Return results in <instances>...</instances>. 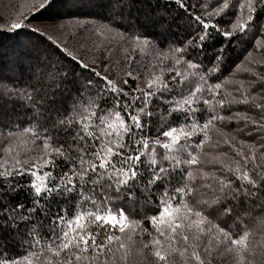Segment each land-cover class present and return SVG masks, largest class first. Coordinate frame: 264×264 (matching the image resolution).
Returning <instances> with one entry per match:
<instances>
[{"label":"snow or ice","instance_id":"snow-or-ice-1","mask_svg":"<svg viewBox=\"0 0 264 264\" xmlns=\"http://www.w3.org/2000/svg\"><path fill=\"white\" fill-rule=\"evenodd\" d=\"M54 2L8 24L0 264H264V0H107L79 50L30 24Z\"/></svg>","mask_w":264,"mask_h":264},{"label":"trees","instance_id":"trees-1","mask_svg":"<svg viewBox=\"0 0 264 264\" xmlns=\"http://www.w3.org/2000/svg\"><path fill=\"white\" fill-rule=\"evenodd\" d=\"M31 2L32 0H0V21H2L0 25H4L0 28V63L10 64L13 61L25 59L26 54L31 50L32 44L35 43V37L31 36L27 30H11L8 27L9 21L14 19L21 11V6L26 7ZM106 5L107 0H55L52 7L33 14L29 20L32 26L43 28L56 26L55 28L46 29L50 34L65 41L70 49L79 50L81 46L88 49L102 42L101 38L94 34L93 26L103 23L104 16L112 15ZM116 19L118 20L119 16H116ZM58 25H64L65 27L58 28ZM103 44L114 50L113 62L122 59L117 41L108 42L105 40ZM134 55L137 57L135 63L141 66L139 70L142 72V65L147 64L151 57H146L139 52L134 53ZM245 55L243 49L237 47L232 51L231 58L239 63ZM115 67L118 69L119 65H115ZM231 68L233 71L236 70L234 64L231 65ZM0 131L5 130L0 129ZM6 143L7 141L0 137V148ZM145 225H147V222H145ZM136 240V246L139 247V239L136 238ZM255 240L260 241L261 236L257 234ZM142 264H152L151 257L148 256ZM177 264H179V258H177ZM217 264H231V261L229 257L225 256L219 258Z\"/></svg>","mask_w":264,"mask_h":264},{"label":"rangeland","instance_id":"rangeland-1","mask_svg":"<svg viewBox=\"0 0 264 264\" xmlns=\"http://www.w3.org/2000/svg\"><path fill=\"white\" fill-rule=\"evenodd\" d=\"M0 22H2V21H0ZM56 27V26H55ZM55 27H48V26H46V28H55Z\"/></svg>","mask_w":264,"mask_h":264}]
</instances>
